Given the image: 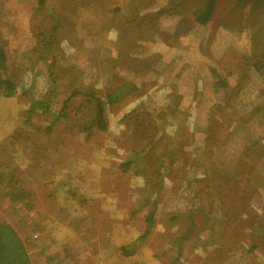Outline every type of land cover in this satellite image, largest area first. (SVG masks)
I'll return each instance as SVG.
<instances>
[{
	"label": "rangeland",
	"instance_id": "374dc122",
	"mask_svg": "<svg viewBox=\"0 0 264 264\" xmlns=\"http://www.w3.org/2000/svg\"><path fill=\"white\" fill-rule=\"evenodd\" d=\"M79 1L47 0L49 10L69 16L58 26V31L67 35L51 40L44 51L37 45L39 36L30 30L31 26L52 23L35 16L39 0H0V37L10 52L9 74L19 80L25 68L40 71L28 96L18 93L5 97L0 90V221L9 222L19 232L26 245L24 256L19 253L24 263L48 264L50 260L49 264H59L48 258V252L55 245L59 246L53 251L66 245L70 251L67 254L77 258L72 262L66 256L67 264H99L98 257L109 264H245L240 256L244 252L237 250L236 241L249 245L255 239L261 244L250 257L264 259V78L251 66L250 59H256L258 52L252 47L250 35L237 44L239 33L231 31L236 23L231 15L227 17L229 27L223 25L221 17L227 9L237 12V0H219L224 2L217 6L220 17L205 26L196 22L183 36L172 34V30L154 38L147 18L145 23L138 20L133 24L135 39L134 31L130 33L132 38H123L125 33L118 29L128 26L136 12L130 4L124 5L125 0L118 13L114 11L117 3L110 0L111 14L103 7L109 0H96L88 8L77 6ZM149 1L154 11L179 5L171 0ZM239 3L248 8L247 1ZM261 13L264 15V10ZM162 22L174 26L179 21L172 15ZM250 24V19H238L235 26L240 29L238 25ZM219 29L224 33L214 58L204 49ZM139 42L147 44L142 49L146 53L139 49ZM232 42L230 51L223 52V44L228 47ZM110 54L118 56L120 66L127 70L128 83L112 79ZM55 55L79 57V63L92 62L90 67L97 70L90 74L92 78L75 70L66 75L68 61ZM186 59L191 61L182 73L187 90L190 87L185 80L207 75L206 70L212 66L218 68L212 81L218 82V74L228 75L230 80V86L222 91L230 93L215 100L209 98L201 108L200 116L209 115L214 107V116L209 115L211 129L205 137L187 132L185 115L153 100L162 87L159 84L170 82ZM53 62L62 74L50 79L49 65ZM156 64L160 71L153 70ZM86 91L102 96L107 103L108 127H95L89 139L81 125L95 117L97 104L86 99ZM74 92L79 94L73 96ZM210 92L215 94L209 85L206 95ZM48 98L54 100V108L45 112L42 100ZM67 101L69 118L52 125V118ZM158 112L162 116L169 113L159 125L155 118ZM155 125L182 142L188 133L184 148L177 145L174 150L172 146L163 150L170 151L169 161L157 147L155 154L148 151L143 142L157 136ZM138 149L145 150L141 153L146 159L134 153ZM133 158L138 159L137 164L127 170L124 163ZM255 169L257 176L253 174ZM253 179L258 183L250 187L248 181ZM244 190H250L251 197L245 196ZM192 214H198L196 227L186 236ZM148 216L155 222L150 230ZM137 238L141 247L131 255V244ZM53 239L57 242L54 246ZM223 243L235 244L227 262L221 261L227 256L217 251ZM17 256L10 254L8 264H15Z\"/></svg>",
	"mask_w": 264,
	"mask_h": 264
},
{
	"label": "trees",
	"instance_id": "16d2710c",
	"mask_svg": "<svg viewBox=\"0 0 264 264\" xmlns=\"http://www.w3.org/2000/svg\"><path fill=\"white\" fill-rule=\"evenodd\" d=\"M189 1L190 0H171V3H179V5L175 8L160 7L159 9L154 11V10H151L149 7V4L152 3L149 0H125V3H124V0H114V3H117L116 8L114 9L116 13H118L121 9H123L121 7L123 3L124 5L130 4V6L136 10V12H133L134 14L133 19L131 20L129 25L125 27H120L118 29L122 31L123 33H125V36L123 38H125L127 35H130V33L134 31L135 34H134L133 39H135L137 35H136V31L134 30L133 24H135L138 20L144 21L145 23L146 18H147L148 22L150 23L151 30H153L152 35L154 38H157L158 36H165L168 34L166 33V31H172V30H174L172 34L178 33L183 36L189 32L192 25L196 24V22L203 26L213 21L215 22L216 19L220 17L219 11H217V6L218 5L223 6L222 4L224 3L223 1H219V0H195L197 2L196 5L195 3L191 5ZM241 1L243 2L247 1L248 8L241 6V4L239 3V0H237L236 5L239 6L237 9V12L234 14L232 13L234 12V10L229 8L227 9L225 15L221 17V19L224 20L223 25L227 27H229V25L227 24L229 22V20H227L228 16L231 15L232 21L236 22V23H233L234 25L233 24L231 25V29H232L231 31L239 33L237 34L239 35L237 44H238V41H240L243 38V36L250 35L251 40H252V47L255 51L258 52V55H256V59H253V60L250 59L252 63L251 66L255 67L256 68L255 70L258 73V75L264 78V15L261 13V11L264 10V0H241ZM110 2L111 1L109 0L107 5H104L103 7L107 9L108 13L111 14V12H114V11L113 9L112 11H110V6H111ZM96 3H97L96 0H81V2L79 1V3L77 4V6L85 5V7L88 8V6L95 5ZM138 5L140 6L138 7ZM48 10H49V7L47 4V0H39V3L35 10V16L45 18V20L46 19L52 20V23L51 24L48 23L47 25H44L43 27H40L38 25L30 27L31 32L34 35L36 34L39 36L37 45H42V50L44 51H45V48H47V46L49 45L51 40L54 39L58 41L60 35H67V33L65 32L60 33L58 31L59 30L58 26L61 23V21H67L68 16H69L65 12H61V11L58 12L55 9L53 11L51 9L49 11ZM172 15H177L178 21L180 23L178 22L177 24L172 26V25L166 24L165 22H162L165 17L172 16ZM238 19H243L244 22L247 19H250L252 21V24L246 25L245 27L238 25L240 29H236L237 28L236 24H237ZM76 23L79 24L80 22L76 21ZM140 23L144 24L142 22ZM183 26L186 27L185 28L186 30L183 28ZM122 32H121V39H122ZM222 32H223L222 29L215 31L214 33L215 37H213L212 40L211 38L209 39L210 43H208L207 48L204 49L208 51V54L210 57L212 55L215 58L214 53L218 54V47L220 45V37H221ZM17 33H19L18 25L15 26V35H18ZM132 36L133 35H130L131 38ZM214 41H216L215 45H213ZM141 42H139L140 44L139 49L141 51H144V53H146V51L142 49H145V47H147V44H144ZM223 46L225 48V49L223 48V52H226V50L230 51V49L234 46V42L228 45V47L226 44H223ZM111 49L113 50L111 54L115 55V49L114 48H111ZM111 54H110L109 65L111 64L110 71L112 73V79H114V81L116 82L123 81L124 83H128L129 80L125 79L127 77V70L124 71V67L120 66V60L118 56L115 58L114 55H111ZM237 55H239V53H237ZM55 58L56 59H66V58H60V56H56ZM9 59H10V52L6 47H4V45L2 44V39H0V90L3 91V95L5 97H12L18 93L28 96L29 91H32V89H34L32 87L36 85L37 72H40V71L39 70L37 71V69L35 68L34 69L25 68V70L21 73L20 79L15 80L13 79L12 75L9 74L8 69H7L9 65V61H10ZM78 59L79 57L69 56V58L66 59L68 63L65 66L66 69L64 73H66L67 75L71 71L75 70V71L84 73L85 76H90L92 78L93 75H90V74L93 71L97 70V69H92L90 67L92 62L90 64L83 65L79 63ZM240 63L242 64L244 63L243 58L241 59ZM158 65L159 64L154 65L153 67L154 71L158 70ZM190 65H191L190 59H186L185 65H183L181 70L177 72V75L172 77V80L170 82L159 84V85H162V87H160L159 89L157 88L158 90L156 89L157 90L155 94L156 96L153 97V100L154 102L158 101L162 104H167L168 106H172L173 107L172 110L174 113H182L183 115H185L186 116L185 118L188 120V122L185 124V127L187 128L186 131L187 132L188 130L195 131L196 132L195 137L199 138V137H205L208 135L211 129V121H210L209 115L212 114L214 116V114L212 113L214 107L212 109V106H210V110L212 109V111L211 113H209V115L204 113V115L200 116L202 106L208 103L209 98H213L215 100L221 95H227V93H230V92L222 93L224 89L230 86V80L228 79L229 78L228 75L218 74V82L216 83L215 81H212V78H213L212 76H215V74H217L216 71L218 70L217 67L212 66L211 68L209 67V69L206 70L209 75L208 74L204 76L198 75L195 78H193V80H190V79L185 80V82L189 85L188 87H190L187 90L186 86L182 83V79H183L182 73ZM58 67L59 66H57V62H53L52 64L49 65L50 79L51 77L52 79L55 78V74H62L60 71H58ZM112 67L114 69L117 68L118 70L116 72H113V70L111 69ZM131 74L133 78L137 77V75L134 72H132ZM130 76H129V79L131 78ZM214 82H215V86H214ZM52 84L53 83L50 80H48V85L51 86ZM134 85H135V82H134ZM209 85L213 86V90L215 94L210 92L209 94L206 95V88ZM126 86L127 85H124L123 87H126ZM191 89L193 91L194 90L196 91L194 92L189 91ZM51 91H52V88H49L48 92H51ZM78 94L79 93L74 92L73 96H76ZM86 94L88 96V98H86L88 99V101L96 102L97 104L96 106L97 111H96L95 117L91 120V122L89 121V123L81 125L82 131L86 134L87 138L89 139L90 137L94 135L93 130L95 127L101 130H105L108 127L107 120L105 117L107 103L105 102L102 96L96 95L88 91H86ZM158 97H160L162 100L157 99ZM42 101H40L43 104L41 105V107L44 109L45 112L53 110L54 100H52L51 98H48V99H43ZM109 101H113V100L111 99ZM168 115H169L168 112L164 116H162V113L158 112V114L155 115V118L157 119V124L158 125L160 124V119L166 120V117ZM69 116H70V112H69V106H68V101H67L63 106L60 107L58 114L52 118L51 124L53 125L54 123L58 122L59 120L63 118H69ZM139 116L140 114H138V117ZM193 116L196 118H193ZM190 126H193V127H190ZM154 129L157 130L155 132L157 136L159 133L161 135L158 137L150 136L149 141L147 142H145L146 140H143L144 144L146 143V148L148 151H153V154H155L154 150H156V147H157L158 148L157 152H159L162 157H165L166 161H169L171 158L170 151H163L165 148L172 146L174 150L177 145H180L181 148H184L183 142L185 141L186 138H188V133L186 136H183V138H181L183 139V142H182L178 139L176 135H173L172 133H169L166 130H162L161 127L158 128L155 125ZM145 134L146 133H142V136L144 138H146ZM258 138H262V137H258ZM168 139L169 141L167 142ZM255 140L256 139L252 140V142ZM143 142H139V143H143ZM139 143L136 144V147H139ZM185 148L187 149L186 146ZM143 151L145 150L138 149L134 153H138L140 155V153ZM140 158L141 160H144L146 159V156L142 155L141 153ZM131 160L132 161H128L124 163V165H126L127 167L126 168L127 170L130 169V165H132L133 163L137 164V161H138L137 158H133ZM234 169L236 170V167H234ZM138 171H141V169H139ZM231 172L233 173V175H236V171L231 170ZM257 183H258L257 181H253V180L248 181V184L250 187ZM0 186L2 188V182L0 183ZM217 190L219 189L217 188ZM249 191L250 190L248 191L244 190L245 196L248 195L249 197H251L249 194ZM216 193H217L216 194L217 200H219L222 203L223 206L221 208L224 209L223 200L222 198L218 196L219 193L217 191ZM151 217H154V213H152ZM196 217H198V214L197 215L192 214L191 216L192 225L190 226L189 228L190 231L187 232L186 236L190 235L192 231H194V227H196ZM147 221H148L147 230H150L152 227L151 225H153L155 222L149 219V216L147 218ZM145 236L146 235H142V237L144 238ZM253 236L256 237L258 235L253 234ZM182 238L183 237H180L179 239L180 242ZM259 240L260 239H255L254 241H251L249 245L245 242L242 243L243 245L241 243L238 245L239 247L237 250L241 249V251L244 252L240 256H242L243 259H245V264H264L263 258L257 257L258 259V262H257L254 258L253 260L252 257H250L254 253L257 252L259 245L261 244ZM52 241H53L52 246H54L57 242L54 239ZM25 246L26 245L24 241H22V238L19 235V232L16 230V228L7 221H0V264L10 263L8 257L10 254H14V253H18L17 259L15 260V264H25L23 261V257H21V254H23L22 256H24L25 254V250H26ZM58 246L59 245H55L54 247H58ZM138 246L141 247L139 245V239L137 238L134 241V243L131 244V250H130L131 255H133V253H136V250H137L136 247ZM60 247L62 248V250L53 251L52 250L53 248H52L50 252H48V258L50 257L51 260L52 259L58 260L59 264H66L68 257L71 259L72 262H74L75 260H76L75 262H77V258L74 257V255L72 256V255L67 254L68 252H70L68 250L69 246L60 245ZM194 249H199V248L194 246ZM19 253L21 254L19 255ZM50 262L51 261L49 260L48 264ZM53 263L54 262H52V264ZM55 264H58V263L55 262ZM235 264H242V263L235 262Z\"/></svg>",
	"mask_w": 264,
	"mask_h": 264
},
{
	"label": "crops",
	"instance_id": "0c3cea01",
	"mask_svg": "<svg viewBox=\"0 0 264 264\" xmlns=\"http://www.w3.org/2000/svg\"><path fill=\"white\" fill-rule=\"evenodd\" d=\"M4 27V26H3ZM0 32L2 33V28H1V23H0ZM4 36V35H3ZM2 37V36H1ZM1 37H0V39H1ZM256 172H257V169H255L254 170V172H253V174L255 175V176H257L256 175ZM253 181H257L258 182V180H255V179H253ZM242 221H243V219H241ZM243 243L244 241H242V240H239V241H236L237 243H238V245L241 243V242ZM235 243V242H234ZM234 243H223L222 245H221V247H219L218 249H217V251L220 253V254H224V255H226L227 257H228V259H227V257L225 258V259H223V260H221V261H223V262H227V261H229L230 260V257H232V255H231V251H232V246H233V244ZM111 244V243H110ZM234 246H235V244H234ZM106 252V251H105ZM211 252H213V251H211ZM217 253V252H216ZM218 254V253H217ZM214 256V255H213ZM215 258H217V257H215ZM98 259L100 260V263L99 264H109L107 261H105V260H103V259H101V258H99L98 257ZM227 259V260H226ZM255 259H257V258H255ZM226 260V261H225ZM53 264H55V262L53 263ZM67 264V263H66ZM81 264V263H80Z\"/></svg>",
	"mask_w": 264,
	"mask_h": 264
}]
</instances>
